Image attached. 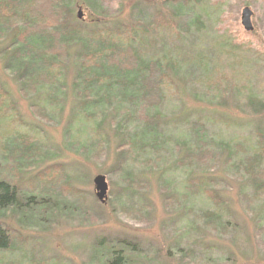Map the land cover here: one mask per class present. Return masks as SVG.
I'll list each match as a JSON object with an SVG mask.
<instances>
[{
  "label": "rangeland",
  "instance_id": "374dc122",
  "mask_svg": "<svg viewBox=\"0 0 264 264\" xmlns=\"http://www.w3.org/2000/svg\"><path fill=\"white\" fill-rule=\"evenodd\" d=\"M75 3L73 24L84 42L104 28L144 26L153 13L178 26L189 23L188 31L178 33L167 28L144 32L139 26L138 37L131 41L146 59L168 56L175 61L176 66L166 69L175 86L166 89L165 100L157 106L163 117V138L173 142L159 151L149 150L148 155L132 159L133 163L119 149L122 141L108 122L97 134L92 121L81 116L80 98L71 89L80 44L71 49L65 91L55 105L44 110L45 118L33 107L43 108L42 95H25L22 79L7 72L1 57L5 42L0 40V80L18 111L14 128L47 147L32 167L21 172L22 179L35 180L39 171L58 164L72 187L68 193L54 191V215L43 227L17 226L8 218L29 239L23 247L30 251L36 244L38 259H52L51 264H101L105 258L98 256L109 251L108 244L119 246L118 241L133 251L125 255L129 264H264V200L251 197L256 190L253 178L242 169L237 171L241 157L252 156L264 136V0H191L187 6L165 2L149 6L143 0ZM245 8L254 14L252 32L242 26ZM80 12L82 18L78 19ZM230 45L245 48L234 55ZM199 59L205 60L207 71ZM207 72L215 79L222 74L229 94L217 97L208 88ZM255 100L260 104L251 106ZM198 121L204 125L207 139H215L221 146L211 148L215 149L211 156L199 155L190 163L186 155L195 147ZM137 122L128 125L134 128L142 123ZM125 133L122 129V135ZM184 139L190 143L185 144ZM100 141H105V152L98 147ZM101 175L109 185L105 203L97 199L94 186ZM195 178L213 180L208 182L221 199L219 208L202 193L184 197L187 180ZM216 209L226 230L206 222L204 216ZM38 214L19 212L28 224L35 219L41 223ZM21 254L7 256L16 260Z\"/></svg>",
  "mask_w": 264,
  "mask_h": 264
},
{
  "label": "trees",
  "instance_id": "16d2710c",
  "mask_svg": "<svg viewBox=\"0 0 264 264\" xmlns=\"http://www.w3.org/2000/svg\"><path fill=\"white\" fill-rule=\"evenodd\" d=\"M143 2L149 6L154 4L145 0ZM165 3H182L187 6L191 0H170ZM75 4V0H0V40L5 42L1 57L7 72L14 78L17 76L19 80L22 79L24 86L22 83L21 85L26 89L25 95L36 93L42 95L43 108L38 105L33 107L48 118L44 110L52 104L55 105V101L65 91L63 88L71 49L80 44V51L76 54L79 61L75 60L77 74L71 89L80 98L81 116L92 121L98 135L101 134L104 123L108 122L109 128L116 130L113 132L115 137H120L122 141L123 145L119 149L133 163L135 161L132 159L138 160L143 155H148L149 150L159 151L170 146L173 141L163 138L165 134L160 130L163 117L158 110V103L162 104L165 100L166 89L175 86L174 78L166 71L168 67L176 66L175 61L168 56L146 59L139 49L132 46L131 41L138 37L140 27L144 32L167 28L173 33H178L179 30L188 31L189 23L178 26L172 19L153 13L150 22L144 26L140 23L115 30L104 28L101 33L95 32V35L84 42L83 37L79 36L81 35L79 28L73 24ZM9 33L12 34L5 38ZM230 46L229 50L234 55L238 51L242 53L245 48L238 45ZM202 66L207 71L205 62ZM205 80L209 84L208 88H211V91L213 89L217 97L229 94L230 87H223L222 74L219 73L215 79L207 72ZM14 103L10 91L0 80V264H51L52 259H38L36 244L30 251L23 247L29 239L21 236L8 222V218H12L17 226L30 228L36 224L43 227V223L48 224L54 215L55 192L61 189L68 193L72 187L64 174L63 166L58 164L39 171L35 180L22 179L21 172L32 167L37 157L46 153L47 147L31 134L15 130L13 124L18 119V111ZM251 104L255 107L260 103L255 100ZM138 120L142 122L139 126L133 128L128 125ZM126 124L128 127L125 128ZM195 128V132L198 133L194 141L195 147L188 150L186 155L190 163H194L199 155L211 156L215 150L211 148L221 146V142L207 139V131L201 122L198 121ZM122 129L126 132L124 135ZM103 139L105 137L101 138ZM184 140L185 144L190 143ZM104 145L105 141L98 144L103 152ZM258 145L259 148L255 149L252 156L241 157L237 171L242 169L253 178L251 180L256 190L251 197L264 200L263 135L260 136ZM225 147V151H228L227 144ZM223 148L220 149L224 150ZM144 164H147V161ZM208 181L213 182L208 178L187 180L184 197L190 198L191 194L202 193L219 208L221 199ZM20 211L35 216L39 212L41 223H36V219L35 223H24L23 217L19 215ZM204 217L206 222L217 223L215 224L217 227L222 226L226 230L224 223L219 222L221 218L218 209ZM117 245L119 246L108 244L109 251L98 256L105 258L101 264H129V259L125 255L133 254V251L124 241H118ZM14 252H21V257L15 260L7 256Z\"/></svg>",
  "mask_w": 264,
  "mask_h": 264
},
{
  "label": "water",
  "instance_id": "95a60500",
  "mask_svg": "<svg viewBox=\"0 0 264 264\" xmlns=\"http://www.w3.org/2000/svg\"><path fill=\"white\" fill-rule=\"evenodd\" d=\"M148 2L156 3V2H167L170 0H145ZM253 12L250 10V8H245L242 13V26L244 27L245 31L252 32L254 30L253 24H252V17ZM82 18V12L79 13V19ZM94 186L96 191V197L101 203H105V201L108 198V191H109V185L107 182V179L105 176H97L94 180Z\"/></svg>",
  "mask_w": 264,
  "mask_h": 264
}]
</instances>
